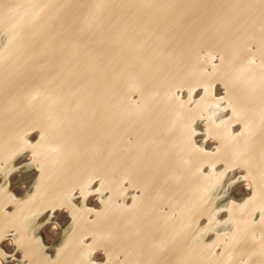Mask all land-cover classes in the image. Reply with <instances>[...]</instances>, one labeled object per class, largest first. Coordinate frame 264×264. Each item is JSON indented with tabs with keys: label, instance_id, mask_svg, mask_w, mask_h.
I'll list each match as a JSON object with an SVG mask.
<instances>
[{
	"label": "bare ground",
	"instance_id": "obj_1",
	"mask_svg": "<svg viewBox=\"0 0 264 264\" xmlns=\"http://www.w3.org/2000/svg\"><path fill=\"white\" fill-rule=\"evenodd\" d=\"M211 2L0 0V264H264V0H246L254 28L237 27L246 51L227 53L220 42L233 7L223 14L228 3L213 11ZM166 84L187 94L167 122L157 101L167 102ZM125 85L140 100L116 130L119 118L108 119ZM196 88L197 104L187 108ZM198 117L215 145L198 144ZM30 128L34 143L23 140ZM123 137L131 140L125 151ZM160 157L169 162L162 171ZM233 167L243 169L250 196L229 204V230L207 244L211 229L189 225L196 216L184 207L199 211ZM125 185L141 187L138 204H119Z\"/></svg>",
	"mask_w": 264,
	"mask_h": 264
},
{
	"label": "water",
	"instance_id": "obj_2",
	"mask_svg": "<svg viewBox=\"0 0 264 264\" xmlns=\"http://www.w3.org/2000/svg\"><path fill=\"white\" fill-rule=\"evenodd\" d=\"M221 1H226V3H228V4H226L227 9L224 10L223 14H225L231 6L233 7L231 13H226L224 15V21H229L231 23V25L233 24V28L225 34L223 40L220 42V48H221L220 51L221 52L224 51L225 53L230 52L232 50H244V51H246V44L244 43V42H246V34L241 36L237 30V27H239V23H244L242 26L245 28L247 27L250 30H253V28H254V26L252 25L253 23H251L250 20L248 19L249 15L246 16V0H242L245 2L242 3V5H240V6H238L239 4H236L238 2V0H221ZM254 1H256V0H248V2H252V3H254ZM207 4L208 3H204L202 5V8H201L198 16L202 15L207 10H209V8L206 7ZM211 4H212L211 6L213 8V11L216 8H219V5H220L219 0H212ZM237 10H241V11L238 14L232 13V12H235ZM197 12H198V10H197ZM261 32H264V27L262 28ZM263 40L264 39L257 37L258 50H259L260 54L264 53V49H262L264 47V45L260 44V41H263ZM217 54L219 57L217 56L215 61L218 62L220 55L218 52H217ZM252 61L256 62V59H252L250 62H252ZM214 65H215V63H214ZM251 66H252V63L250 65H247L246 74H248V72L253 70L251 68ZM255 67H258V66H255ZM168 86L169 85L166 84L162 88L165 91L164 94L170 95V96H168L167 102L162 101L160 99L157 100L159 103V108H161L160 111H163L162 114H164L166 116V118H165L166 122L168 120L167 116H172L173 114H177V112L179 110H182V104H180V97H182V99L187 97V94L185 91H183V93H182L180 90L175 91L173 88L170 90L169 89L170 86L169 87ZM122 89H123L122 92L124 93V95H122V98H121L122 101H120L121 103L118 106H115L112 108V112H114L115 110H117V112L111 113L110 118L108 119L109 126H111L112 122L116 118H119L118 121L114 124L116 127V130L123 129V127L125 125V120H122V117L128 112L130 104L138 103L140 100V98L138 97L139 92L135 88L131 87L130 85H125ZM199 90H200L199 88H196L194 90V92L191 93V96L189 97L190 104L187 108H190V107L195 106L197 104V98H198L197 95H198ZM214 90L216 92L217 97L221 96L222 93H224L222 86L218 83L216 84ZM176 100H177V102H176ZM160 103H162V104H160ZM159 108H158V110H159ZM187 108H186V110H187ZM225 113H227V110L225 111ZM162 121H163L162 125H165V123H166L165 120H162ZM192 124H193V127L195 128V130H194L195 133H193L194 137L196 136V137H198V139H200V137L203 138V141H200L201 143H198V144L205 143L204 145H206L208 147L211 144L215 145L216 140L214 138H211V137H206L204 132H202V130L204 131V127H205L204 119L198 117L192 122ZM126 126L127 127H125L124 130L126 129V132H128V133L131 132L130 128L132 126H129L128 124H126ZM236 127H238V124L235 125V128ZM23 135H24L23 140H27L28 142L34 143L38 140V131L36 129L30 128ZM196 141H197V139H196ZM121 142L116 144L117 149H118L119 144L121 143V147H123L122 150L125 151V150H127L128 145L130 144L131 140H129L128 137H123ZM132 142H134V141H132ZM180 142H181L180 146L182 147V150L185 151L184 139L181 140ZM192 142H193V139H192ZM136 143L137 142H135L134 144H136ZM194 143H196V142L194 141ZM101 145H102V148L99 149V147H98V149H97V151H99V152L105 151L106 147L108 148L109 144L108 143H104V144L102 143ZM190 147H191V144H188L186 146V150H189ZM139 149H141V148H135V150L133 152V154H135V156L138 154L137 152L139 151ZM190 152H192L191 149H190ZM20 153L16 156L15 160H18L19 161L18 164L21 165V164L29 161L30 153L28 151L23 152L22 154H20ZM187 153H189V152H187ZM99 155H101V154L99 153ZM180 156H178V157H180ZM21 161H23V162H21ZM164 161H165V159H163V161H162V158L157 161V163H160V166L161 165L163 166L160 171L164 170L166 163H169L168 161H165V162ZM219 167H220V165H219ZM207 168H208L207 166L202 165V167L199 169V172H201L200 175L203 176L202 178L207 176V174H208ZM24 172L25 173H27V172L32 173L33 171L28 170V171H24ZM15 173H22L23 174V171L18 169ZM166 173H167L168 178L171 179L172 181L176 179V177L173 173H171V172L168 173L167 171H166ZM243 173H244V171L240 167H233L230 170H228V178L226 179L227 175L224 176V178L222 179L224 181V183L221 184L220 186H218L217 188H215L216 189L215 194L212 195L210 193V195L204 196L201 199V203H200L201 207H200L199 211L197 208L195 209V207L194 208H191L189 206L184 207V210H185L187 216H191L194 214L196 216V217L194 216L195 221L189 220L190 221V223L188 222L189 225L193 224L197 227L199 226V228L208 227L209 229H211L210 232H208V233L206 232L207 234L205 236L204 235L202 236V240L205 243L208 244V242H211V241L213 242L219 233L229 230L228 225H230V222L226 223L227 219H228L227 218V212H228L229 204H231L232 202H237V203L242 202V201L244 202L246 200V198H248L250 196V194L246 191L250 187L246 186V183L248 181H246V179L244 178ZM227 180H229L228 182H231V181H233V182L228 183V186H229V187L227 186L228 190H226L224 192V189L226 188V186L224 184ZM22 182L23 181L20 179L16 183L17 186L18 185L22 186ZM187 182L188 181L186 179L182 178L180 180V184H179L180 187L185 185ZM97 183H98V179H95L92 182L91 187L96 186ZM156 189H158V188H156ZM217 189H218V191H217ZM122 190H121L122 192L120 191L121 194H119V197H118L119 204L121 206H123V207L128 206L129 207V205L132 203V201L134 199H135V203L138 204L140 202L141 197H142V194H141L142 189L140 186H134L133 187V186L125 185ZM89 193H91V195L89 196V198L91 199V203H90L91 205L90 206H93V207L95 206V208L99 209V206H100L99 201L96 202V197H95V195H93L94 193H92V191ZM158 206L163 208V210L165 212H174V210H175V209H172V210L168 209L167 206L163 205V204H160ZM200 213H201V215L198 217L197 215ZM176 215L177 214L174 213L171 215V217L172 216L174 217ZM226 228H228V229L225 230ZM188 235H189L188 231H186V236H188ZM216 248H218L216 251V254L219 255L218 254L220 252L219 247L217 246Z\"/></svg>",
	"mask_w": 264,
	"mask_h": 264
}]
</instances>
